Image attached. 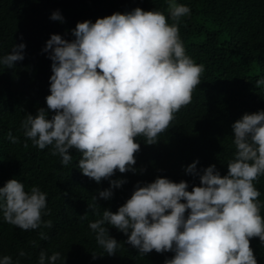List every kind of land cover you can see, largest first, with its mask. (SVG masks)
Returning a JSON list of instances; mask_svg holds the SVG:
<instances>
[{
  "label": "clouds",
  "instance_id": "clouds-1",
  "mask_svg": "<svg viewBox=\"0 0 264 264\" xmlns=\"http://www.w3.org/2000/svg\"><path fill=\"white\" fill-rule=\"evenodd\" d=\"M168 9L172 24L162 12L137 7L95 23L78 22L72 41L52 34L43 49L52 61L47 110L26 116L24 135L39 149L52 146V155L59 154L63 165L72 161L70 150H76L79 169L97 183L117 169L135 171L134 153L140 149L136 138L157 143L174 114L191 102L205 70L186 55L179 35L178 22L190 8L169 0ZM51 19L63 21L59 11ZM25 47L15 44L0 64L14 67L24 59ZM232 129L236 151L226 175L209 165L191 191L187 181L166 177L138 183L116 212L105 209L101 219L90 223L105 252L115 254L119 246L105 226L110 225L127 235V243L140 254L174 252L165 264H257L250 238L264 243L260 192L254 184L264 175V110L245 113ZM8 138L16 142L11 133ZM197 163L185 171L198 174ZM123 183L111 180L99 197L111 198L112 189ZM46 196L39 187L26 191L18 179L8 180L0 187L4 221L24 231L51 228V220H42L48 214ZM40 236L47 239L44 232ZM58 259L59 252L47 256L41 251L39 264H56ZM0 264H13L12 258L4 256Z\"/></svg>",
  "mask_w": 264,
  "mask_h": 264
},
{
  "label": "trees",
  "instance_id": "trees-1",
  "mask_svg": "<svg viewBox=\"0 0 264 264\" xmlns=\"http://www.w3.org/2000/svg\"><path fill=\"white\" fill-rule=\"evenodd\" d=\"M190 8L178 22L179 35L187 56L202 64L201 83L192 92L191 102L176 112L169 128L155 144L144 136L136 141L135 171L120 173L97 183L78 167L81 154L70 150L72 161L63 165L52 146L39 149L24 135L22 122L39 108L47 110L52 61L43 51L52 34L72 41L78 22L126 13L139 7L170 17L169 0H0V57L15 44L24 43V59L14 67L0 64V187L13 178L46 193L51 228L41 226L24 231L4 221L0 210V259L10 256L13 264H39V255L60 253L56 264H165L174 252L146 255L127 243V235L113 226L109 234L119 246L109 255L97 243L89 224L101 219L105 209L116 212L132 195L137 184L144 186L157 177L179 183L188 182V190L200 184L199 175L209 165L227 174V164L235 156L232 125L245 113L264 110V0H175ZM59 11L63 21L51 19ZM99 71V70H98ZM53 113L49 110L48 118ZM11 133L16 142L8 138ZM196 175L185 168L197 161ZM125 183L113 188L109 199L99 192L110 187L111 180ZM260 192L264 217V175L254 181ZM97 196L96 202L93 197ZM93 207L95 210H93ZM190 210H186V215ZM44 232L47 239H41ZM257 264H264V243L250 238ZM23 251L25 256L19 253ZM95 255V258H94Z\"/></svg>",
  "mask_w": 264,
  "mask_h": 264
}]
</instances>
